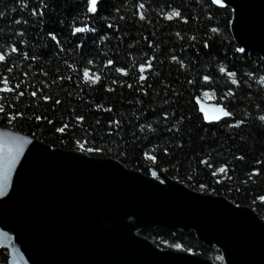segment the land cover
Wrapping results in <instances>:
<instances>
[{"label": "trees", "instance_id": "trees-1", "mask_svg": "<svg viewBox=\"0 0 264 264\" xmlns=\"http://www.w3.org/2000/svg\"><path fill=\"white\" fill-rule=\"evenodd\" d=\"M45 4L43 17L32 13ZM45 4L0 0L4 13L0 49L10 52V44L19 49L0 65V77H9L13 86L20 85L17 92L25 93L17 99L15 93L0 92V104L7 112H23L12 122L0 114V126L67 150L82 152L75 141L87 140L86 148L103 149L84 152L88 155L114 158L145 174L153 169L165 172L194 190L250 206L264 219L260 199L264 196V121L260 120L264 59L252 51H238L241 47L231 30L232 9L211 0H105L103 10L94 14L87 10L88 0H45ZM172 9H179L187 22L165 19L164 13ZM140 11L146 20H140ZM76 28L85 30L75 32ZM49 33H55L59 43ZM205 40L209 48L203 47ZM152 57L153 68L145 73L147 80L140 81L138 66ZM108 60L115 63L108 65ZM121 67L127 76L116 71ZM221 67L237 75L229 77L219 71ZM84 68L100 75V82H85ZM204 75L212 77L209 84L201 79ZM142 89H147L146 95ZM205 93L212 97L209 101L224 104L234 115L217 122L204 120L197 98L206 99ZM45 95L52 99L44 101ZM79 115L85 117L82 122L75 120ZM238 121L244 123L229 127ZM65 123L69 129L57 132ZM225 164L226 173L212 175ZM201 184L206 188L201 189ZM141 234L162 249L179 244L182 250L221 259V251L207 248L194 232L158 227ZM8 260V250L0 248V264Z\"/></svg>", "mask_w": 264, "mask_h": 264}, {"label": "water", "instance_id": "water-1", "mask_svg": "<svg viewBox=\"0 0 264 264\" xmlns=\"http://www.w3.org/2000/svg\"><path fill=\"white\" fill-rule=\"evenodd\" d=\"M224 4L233 11L237 44L264 59V0ZM152 172L0 126V184L7 178L0 248L9 252L7 264H264V219L254 208ZM158 227L194 232L221 259L162 249L141 234Z\"/></svg>", "mask_w": 264, "mask_h": 264}, {"label": "snow or ice", "instance_id": "snow-or-ice-1", "mask_svg": "<svg viewBox=\"0 0 264 264\" xmlns=\"http://www.w3.org/2000/svg\"><path fill=\"white\" fill-rule=\"evenodd\" d=\"M104 2H105V0H88V9L87 10L89 12H91V13L98 14V10L99 11L103 10ZM38 3L45 4V0H38ZM211 3L214 4V5H219L221 7L225 6L224 0H211ZM144 7H145V5L143 3H140L138 5V8L140 10H143ZM46 10H47V6L45 4V7H43V8H33L32 9V13L34 15H38L40 17H43L45 15V13H46ZM3 15H4V13L0 12V16H3ZM138 15H139L140 20H146L147 19V17L144 15L143 11H140L138 13ZM164 17H165V19H168V20H172L174 18H181V19L184 20L185 23L187 22V19H188L187 17L183 16L182 12L179 9H172L171 11L164 13ZM16 23L19 24L20 21H16ZM25 23H27V21H25ZM109 27H112V25H109ZM84 30L85 29H82V28H76L75 32H82ZM91 30L94 31L95 29H91ZM212 31L215 32V31H217V29L213 28ZM20 35H23V32H21ZM48 35H50L53 40H57V37H56L55 33H49ZM177 35H179V33H177ZM192 39L194 40L195 37H192ZM57 43H59L58 40H57ZM203 47L204 48H209L210 47V44H209L208 40L204 41ZM8 48H9L10 52H6L5 50L0 49V65H4V64L7 63L10 53H16V52L19 51V49L17 48V46L15 44H10L8 46ZM238 51L240 53H244L245 49L244 48H239ZM33 59H35V57H33ZM154 59H155V57H152L146 63H142V64H140L138 66V70H139V73H140V75H139V80L140 81H146L147 80L148 77L145 75V73L147 71H150L153 68L152 61ZM171 59L173 61H176L177 57L176 56H172ZM88 63L92 64L93 62L91 60H89ZM107 63H108V65H112V64L115 63V61L108 60ZM184 66L185 65L181 61V67H184ZM6 71L10 73L12 71V69L11 68H7ZM116 71L121 73L122 75H125V76L128 75V72H127V70L125 68H122V67L121 68H117ZM219 71L221 73H225L229 77H235L237 75L235 72L229 71L227 68H224V67H221L219 69ZM83 77L85 79V82H88V83H91V84H98L100 82V80H101L100 75L92 74L89 68H84L83 69ZM61 79H63V77H61ZM68 79H71V77H68ZM201 79L205 82V84H209L212 81V77L209 76V75H204V76H202ZM262 79H264V78H262ZM188 83L189 84H193L194 81L189 80ZM232 83L236 84V85H239L240 81L237 80V79H232ZM128 87L131 88L132 85H128ZM19 88H20L19 84H16L15 86H13L10 83V78L9 77H7V76L0 77V92H3V93H15L17 95V99H19V97H22V96L25 95V93L22 92V91L21 92H17V89H19ZM142 91L144 92L145 95L147 94V89H142ZM230 92H231V90H230ZM231 94L234 95V93H231ZM31 95L33 97H36L37 96V91H33L31 93ZM205 95H207V93H205ZM42 99L44 101H48V100H51L52 98H51V96L45 95V96H42ZM197 99H199V98H197ZM54 103L55 104H60L61 101L60 100H55ZM108 110L111 111V109H108ZM200 111L203 113V119L206 120V121H209V122L221 121L223 117H231V116L234 115V113L232 111H230L224 104H217L216 106H214L211 109H209L204 104H201ZM0 114H2L3 116L9 117V122H12L13 120L17 119L18 117H23V112L9 113V112H7L5 110V108H4V106L2 104H0ZM167 116H168V113L165 112L164 113L165 119L167 118ZM43 118L44 117H41V116H36L35 117V119H37V120H40V119H43ZM84 119H85V117L83 115H79V116L75 117V120L77 122H82ZM260 120L264 121V116H261ZM49 123H51V121H49ZM109 123H113V121H110ZM116 123H118V122H116ZM225 123H227V122L225 121ZM243 123H244V121H238L235 125H229V127H233V126L238 127L240 124H243ZM149 127H151V125H149ZM68 129H69V124L65 123V124H62L61 127L57 128L56 131L64 133ZM75 143H76V145L78 146V148L82 152H87V153H92V152L102 153L103 152V149L99 148V147L86 148L85 145L88 143L87 140H83V141L82 140H76ZM164 151L168 152V149L165 148ZM16 154L18 155L19 152L17 151ZM148 158L151 159L153 162L157 161V156H155V155H150V156H148ZM240 159H243V157H240ZM12 162L13 163L15 162L14 158H13ZM201 163L208 164V161L207 160H203V161H201ZM208 166L211 167V164H208ZM9 171H10V168H9ZM227 171H228V166L226 164L225 165H221L215 172L212 173V175L216 176L218 173H226ZM254 171H258V170H254ZM151 174L153 176L157 175V173L155 171H153ZM200 188L204 189V188H206V185L201 184ZM6 189H7V178L5 177L4 182L2 184H0V196L4 195ZM260 199L264 200V196H261ZM175 247L179 248L181 246L179 244H177V245H175Z\"/></svg>", "mask_w": 264, "mask_h": 264}, {"label": "rangeland", "instance_id": "rangeland-1", "mask_svg": "<svg viewBox=\"0 0 264 264\" xmlns=\"http://www.w3.org/2000/svg\"><path fill=\"white\" fill-rule=\"evenodd\" d=\"M206 99L207 100H212V97L210 95H207L206 96ZM173 249H176V250H182L181 248H173Z\"/></svg>", "mask_w": 264, "mask_h": 264}]
</instances>
